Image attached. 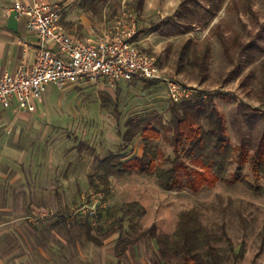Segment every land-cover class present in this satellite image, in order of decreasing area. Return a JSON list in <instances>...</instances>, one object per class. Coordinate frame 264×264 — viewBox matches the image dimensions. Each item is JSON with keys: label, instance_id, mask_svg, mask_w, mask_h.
Returning <instances> with one entry per match:
<instances>
[{"label": "rangeland", "instance_id": "rangeland-1", "mask_svg": "<svg viewBox=\"0 0 264 264\" xmlns=\"http://www.w3.org/2000/svg\"><path fill=\"white\" fill-rule=\"evenodd\" d=\"M183 1L145 0L144 10L138 14L135 0H127L126 3L122 0H108L99 6L97 14L84 13V16L100 32L124 4L133 10L139 22L138 38L146 40L139 45L140 49L157 59L168 78L190 87L194 94L211 95L225 118L232 144L243 147L250 157L259 146L264 148V106L259 102L264 66V0H253L254 13L247 12L244 8L239 14L228 13L223 9L209 28H205L201 20H196L194 26L184 27L189 33L164 36L165 23L175 20ZM81 2L82 0H71L68 7L65 4L59 5L62 22L68 8L69 12L79 17L76 12L81 8ZM76 21L80 22V19ZM219 23L226 29L237 31L244 42L251 45L247 53L236 55L234 63L224 56L218 39L209 36L210 29ZM74 32L70 33L75 34ZM189 38L199 42L211 39V78L206 84L196 82L194 74L187 77L176 71V49ZM249 53L254 59L253 64H248ZM251 70L256 72L257 79L249 81L247 87L242 88L241 82ZM147 84L150 83L143 80L121 81L117 84L100 80L64 90L54 84L47 87L42 105L37 109V118L51 126V134L55 137L51 144L58 146L57 150L53 149L51 152L52 180L56 177L61 179L66 171L67 180L72 178L73 181L68 185L66 193L71 199H76V202L71 208L72 213L64 218L65 221L60 222L58 230L55 229L61 240L53 234L47 236L53 222L42 227L38 224L41 236H44H38L35 240L37 246L55 247L60 257L58 264H119L116 257L119 240L126 242L137 239V244L128 248L121 264H182L181 258L174 257L171 253L168 258L164 257L156 238L151 235L140 236L155 228L157 235L173 237L178 229L180 214L195 210L200 214L201 225L206 230L218 236L226 233L235 244L236 251L241 246L245 247L246 253L240 264H264V194L261 192V189L264 190V180L256 182L249 160L243 166V178L252 188L235 180L238 166L236 160L226 181L215 186L206 185L197 192L188 188L166 192L155 178L147 177L139 171L131 176L111 175L109 192L96 193L91 189L88 178L96 175L97 158L105 159L120 153H126L130 157L143 155L141 137L128 148L121 138L129 120L154 115H162L169 120L171 100L167 86L161 82L151 83L152 87H147ZM103 95L117 100L119 116L118 113L114 114L103 108ZM80 142L87 144L82 152L77 148ZM153 143L164 156L173 157V149L165 133ZM58 156L60 160L55 159ZM134 203L139 206L131 207ZM115 206L119 207L120 216L125 219L123 226L118 218L112 221L105 218V213ZM57 211V207H53L52 213L55 216ZM88 213L104 215L101 221L96 218L92 220L94 228L101 229L102 234L115 231L114 235L104 240L103 246L87 242L78 229L77 223ZM216 246L226 247L227 243L218 242ZM228 264L234 263L231 261Z\"/></svg>", "mask_w": 264, "mask_h": 264}, {"label": "trees", "instance_id": "trees-1", "mask_svg": "<svg viewBox=\"0 0 264 264\" xmlns=\"http://www.w3.org/2000/svg\"><path fill=\"white\" fill-rule=\"evenodd\" d=\"M68 0H65L67 2ZM108 0H82L85 10L97 14L99 6ZM253 0H184L175 20L165 23L164 36L172 37L189 33L184 27L195 24L201 20L205 28H209L213 19L223 10L226 12L241 13L244 8L247 12L254 13ZM63 4V3H62ZM145 0H135V10L141 14L144 10ZM65 19V15H64ZM63 23V22H62ZM211 38H217L224 56L231 62H235L236 55L247 53L251 45L244 42L241 35L231 28L226 29L222 24L214 26L209 31ZM177 69L179 74L187 77L195 75V81L206 84L211 78V61L213 59V45L211 39L195 41L193 38L186 39L176 49ZM248 64H253L254 59L248 55ZM264 66H262L261 96L259 102L264 106ZM257 79L255 71L251 70L241 82L245 88L249 81ZM152 87L158 81L143 80ZM250 94V91L247 92ZM102 106L119 116V105L103 95ZM169 120L162 115H154L148 118L131 119L126 124V130L121 135L126 147H131L138 137L143 144V155L133 156L126 153L112 154L105 159H96V175L89 177L91 189L100 193L109 192L111 189V175L131 176L136 171L147 177L155 178L161 189L166 192L183 190L199 191L204 186H215L219 182L228 179L229 173L236 160L235 180L242 184L252 186L243 178V166L250 161L253 176L256 182L264 180V148L259 146L252 156L248 157L243 147L232 144L228 135L225 118L218 110L215 100L206 93H197L189 100L181 103L171 101L169 107ZM167 135V141L173 149L172 156H164L154 140ZM87 147L86 143L80 142L78 150L82 152ZM262 194L264 190L261 189ZM138 203L131 204L137 208ZM68 214L72 213L67 210ZM121 210L115 206L105 213L107 221L118 218L121 226L124 217L120 216ZM104 218V215L96 216L88 213L82 221L77 223L78 229L85 240L96 246H103L104 240L115 234V231L101 233V229L93 226V219ZM151 235L157 239L160 253L168 258L171 253L179 257L182 264H240L245 256V247L241 246L236 251L235 244L222 233L219 236L206 230L200 222V214L191 210L182 212L179 216L178 229L173 237L169 235H157L155 228L147 230L140 236ZM138 240H119L116 247L118 263L126 254L128 248L137 244ZM226 242V247H217L218 242Z\"/></svg>", "mask_w": 264, "mask_h": 264}, {"label": "crops", "instance_id": "crops-1", "mask_svg": "<svg viewBox=\"0 0 264 264\" xmlns=\"http://www.w3.org/2000/svg\"><path fill=\"white\" fill-rule=\"evenodd\" d=\"M70 1L0 0V79L22 65L34 64L38 54L39 39L27 29L28 17L14 11V5L44 2L63 3L68 7ZM66 11L62 25L68 33L82 41L88 39L90 29L97 28L84 16L91 12L85 10L81 2L76 12L79 22L69 8ZM137 41L140 45L146 40L137 38ZM42 101L43 98L36 102L37 109ZM37 109L16 112L0 103V264H58L60 257L55 247L37 246L35 240L44 236L38 224L42 227L53 222L47 236L53 234L61 240L55 231L71 214L67 210L71 211L76 202L66 193L73 182L71 177L67 180L66 171L61 179L52 180L51 152L58 146L51 144L55 140L51 126L37 118ZM53 207L58 209L56 216L52 213Z\"/></svg>", "mask_w": 264, "mask_h": 264}, {"label": "built area", "instance_id": "built-area-1", "mask_svg": "<svg viewBox=\"0 0 264 264\" xmlns=\"http://www.w3.org/2000/svg\"><path fill=\"white\" fill-rule=\"evenodd\" d=\"M126 3L127 0H122ZM28 17L27 29L39 39L37 59L22 65L0 79V103L16 112H35L51 84L64 90L103 80H153L167 86L169 99L176 103L195 95L187 87L168 78L155 57L140 49L139 22L136 13L125 4L101 32L90 29L85 41L70 35L62 25L59 5L37 2L13 7Z\"/></svg>", "mask_w": 264, "mask_h": 264}]
</instances>
